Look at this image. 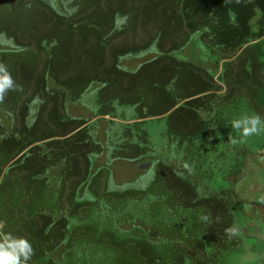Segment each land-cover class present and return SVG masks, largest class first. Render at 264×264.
<instances>
[{"label":"trees","instance_id":"obj_1","mask_svg":"<svg viewBox=\"0 0 264 264\" xmlns=\"http://www.w3.org/2000/svg\"><path fill=\"white\" fill-rule=\"evenodd\" d=\"M71 6L66 14L47 0H0V33L16 45L0 51V62L23 86L0 104L13 120L0 136L3 231L30 241L29 264H228L239 242L225 229L235 225L232 208L240 198L232 185L242 164L220 165L222 175L206 154L216 152V161L226 156L235 131L226 115L232 107L242 112L241 99L264 118V0H73ZM196 31L228 60L217 80L215 72L172 55ZM149 48L154 58L134 71L121 67L122 57ZM93 82L100 84L99 114L117 101L133 106L138 119L164 116L167 137L198 161L181 171L158 161L144 188H113L106 168L90 176V155L101 147L86 121L64 109ZM146 141H125L113 155L140 157Z\"/></svg>","mask_w":264,"mask_h":264},{"label":"rangeland","instance_id":"obj_2","mask_svg":"<svg viewBox=\"0 0 264 264\" xmlns=\"http://www.w3.org/2000/svg\"><path fill=\"white\" fill-rule=\"evenodd\" d=\"M47 1L62 13L68 14L74 12V8L71 6L73 0ZM15 49L16 45H14L12 40L6 34L0 33V51ZM155 55L156 52L149 48L136 54H129L122 57L120 65L123 69L134 71L141 63L154 58ZM172 55L177 59L189 61L201 66L207 71L215 72V74L218 73L217 79L223 74L224 65L228 61L222 58L223 53L220 48L209 49L203 43L200 38V31L192 33L185 46L172 52ZM49 86L53 87V82L50 81ZM99 87L100 84L98 82H93L82 93L79 99L66 102L64 109L67 116L84 119L86 121L85 124L88 126L89 134L101 147L99 153L90 155V176L98 169L106 168L109 171L110 184L113 188H144L151 180L155 164L158 161L172 164L179 171L184 167V164H188L189 162L194 164L198 161L199 156L187 152L184 143H178L177 140H170L167 137L166 118L164 116L138 119L133 106L120 105L117 101L112 102L113 107L109 113L99 114L100 105L96 99ZM217 94H223V91ZM36 102H34L33 107L36 106ZM239 105L242 109V116H239L240 118L256 115L245 108L246 102L244 100L241 99ZM238 111V108L234 110L233 107L232 110H229L233 114L232 117L235 116L237 119L238 117L236 115ZM227 118H231V115H228ZM12 124V115L0 108V136L1 134H9L13 129ZM234 132H231L229 139L232 140V138H235L237 143H232L231 141L227 143L226 156L224 158L216 161V152L214 155L207 153L206 155L208 156H205L209 158L206 160V163L214 162V168H218L222 175L225 172L219 168L220 165L227 169L230 166L241 165L243 159L247 160V162H243L241 168L242 174L246 175V177L238 181L235 185L238 190L237 193L238 195L240 194L239 196L241 198L238 203L240 206L235 207L233 210L235 223L240 230L239 242L237 243L238 246L231 250L227 256L231 264H243L244 250L248 246L249 249L252 246L250 240L248 242L244 238V230L249 224V221L259 226L260 231L264 233V221L256 217V215L251 214L253 210H260L259 206L262 205L261 198L263 195L261 196V191L264 188V160L256 152L260 150L258 147L259 144H264V131L258 135L244 138L243 140H241L239 133ZM145 136L147 138L146 150H144L142 156L132 159L113 155L115 150L120 148L125 141L134 142ZM244 152H248L250 155L246 154L245 158H243L242 155ZM261 162L262 164L259 165ZM257 164V172L252 171L253 167L251 166ZM257 173L261 174L257 175ZM255 175L257 177L254 180H248V178L253 179ZM1 177L0 175V179ZM81 191L84 193V189H81ZM257 205L259 206L257 207ZM124 227H130V224L126 223ZM259 238L263 241V238ZM59 252H62L61 248ZM238 252L240 253L237 255ZM58 253L55 256L60 259V253ZM252 260L258 261V256L252 250H248L243 262L246 263ZM185 264L188 263L185 262Z\"/></svg>","mask_w":264,"mask_h":264},{"label":"clouds","instance_id":"obj_3","mask_svg":"<svg viewBox=\"0 0 264 264\" xmlns=\"http://www.w3.org/2000/svg\"><path fill=\"white\" fill-rule=\"evenodd\" d=\"M229 2V0H226ZM240 3L241 0H234ZM23 86L16 83L13 79L8 66L0 62V104H3L9 92H22ZM233 130L239 132L241 140L253 135H258L264 131V118L258 114L253 116H244L243 118L233 120L231 122ZM232 143H237L232 138ZM184 167L189 168L188 164ZM203 222H212L211 215L201 217ZM220 216L215 217V222L219 223ZM4 224L0 222V264H29L35 255V250L29 240L22 236H15L11 232L3 231ZM225 235L232 239L240 235L239 227L236 225L229 226L225 229Z\"/></svg>","mask_w":264,"mask_h":264},{"label":"crops","instance_id":"obj_4","mask_svg":"<svg viewBox=\"0 0 264 264\" xmlns=\"http://www.w3.org/2000/svg\"><path fill=\"white\" fill-rule=\"evenodd\" d=\"M263 39H264V36H263ZM211 73V72H210ZM211 74H213V76H214V78L217 80V78H216V76L218 75V73H216V74H214V73H211ZM223 91V90H222ZM246 108V107H245ZM233 112V111H232ZM232 112H228L227 113V115L226 116H228V115H231V117L233 116V114H231ZM237 117H238V119H240V117L242 116V112H240V111H238V113H237V115H236ZM240 116V117H239ZM260 117H262V116H260ZM263 118V117H262ZM237 118L234 116L233 117V120H236ZM228 131H226V133H227ZM237 133H239V132H237ZM255 141V140H254ZM263 145L264 144H262L261 143V145L259 144V151H257L256 152V154H259V155H261V157L263 158V160H264V153H263V151H264V147H263ZM262 147V148H261ZM244 151H246V150H244ZM246 154H249L248 152H244L243 153V155H242V157L243 158H245V155ZM250 155V154H249ZM262 159H261V161H263ZM249 161V160H248ZM243 162L245 163V162H247V160H245V159H243V161H242V165H243ZM262 164V162L259 164V165H261ZM242 165H241V168H242ZM257 166H258V164L257 165H253V166H251V167H253L252 168V171H254V172H257V170H258V168H257ZM259 174H261V173H257V175H259ZM246 177V175H244V174H242V170H240L239 171V175H238V177H237V180H236V182L235 183H233V185H232V188H233V190H234V192L238 195V190L236 189V183L238 182V181H240V180H242V179H244ZM257 176L255 175V177L253 178V179H250V178H248V180H254L255 178H256ZM240 195V194H239ZM238 195V196H239ZM263 195V197L261 198L262 199V205H257V207L259 206L260 207V210H258V211H256V210H253V212L251 213L252 215H256V217H258V218H260L261 220H263L264 221V188L262 189V191H261V196ZM239 198H240V196H239ZM241 199V198H240ZM240 205L238 204V205H235V206H233V208H232V214H233V210H234V208L235 207H239ZM251 215V216H252ZM233 221H234V224L236 225V223H235V218H234V215H233ZM237 226V225H236ZM261 229H260V227L259 226H257L255 223H251L250 221H249V224L247 225V227L245 228V230H244V238L249 242V240H250V242H251V247H250V249H249V246L246 248V250H244V253H243V260H242V263L243 264H264V233L262 232V231H260ZM251 233V234H250ZM261 237V238H263V241L259 238V237ZM249 245H250V243H249ZM252 248V249H251ZM248 250H252L257 256H258V261H255V260H252V261H248V262H243L244 261V259H245V255H246V253H247V251ZM240 252H238L237 253V255L239 254ZM228 264H231L230 262H228Z\"/></svg>","mask_w":264,"mask_h":264}]
</instances>
